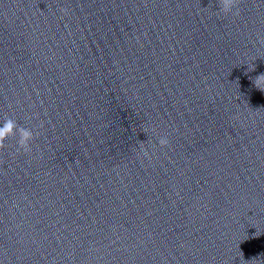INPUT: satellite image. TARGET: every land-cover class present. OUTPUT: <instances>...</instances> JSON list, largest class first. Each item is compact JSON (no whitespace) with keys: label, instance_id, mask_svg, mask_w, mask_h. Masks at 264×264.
Returning a JSON list of instances; mask_svg holds the SVG:
<instances>
[{"label":"clouds","instance_id":"clouds-1","mask_svg":"<svg viewBox=\"0 0 264 264\" xmlns=\"http://www.w3.org/2000/svg\"><path fill=\"white\" fill-rule=\"evenodd\" d=\"M237 2L238 0H219L220 10L223 13L228 14L232 12L233 8L237 6ZM62 11L64 10L62 9ZM65 14H67L66 11ZM234 14L239 15L238 8ZM254 84L258 89L264 91V74H260L259 76H257L254 80ZM14 130H18L20 133V139L17 141V152H20L21 150L24 153L30 152V141L34 139L33 132L24 128L18 129L16 121L12 119H8L3 123L2 126H0V149H3L5 147V141L8 139L9 136L14 134ZM159 144L162 147L167 146L169 144V140L166 137L161 138L159 140ZM145 155H147V153H145Z\"/></svg>","mask_w":264,"mask_h":264}]
</instances>
